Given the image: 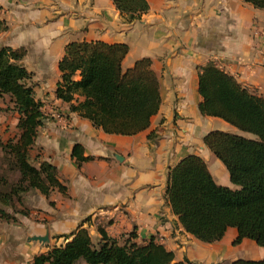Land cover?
<instances>
[{"label":"crops","instance_id":"1","mask_svg":"<svg viewBox=\"0 0 264 264\" xmlns=\"http://www.w3.org/2000/svg\"><path fill=\"white\" fill-rule=\"evenodd\" d=\"M146 1L147 12L127 24L111 0H0V21L7 26L0 34V49L25 51L21 64L33 74L29 84H34L36 100L53 101L50 112L62 117L61 121L45 117L31 153L38 150L39 161L55 167L66 187L65 195L53 192L49 199L38 193L44 198V228L26 218L18 225L0 227V264H28L48 247L63 244L60 236L69 235L85 219L83 228L93 241L98 239V227L111 238L134 232L138 243L153 238L178 263L264 259V249L253 241L234 244L233 228L214 244L196 240L181 227L167 195L169 170L188 155L206 163L217 185L219 178L224 179V167L203 139L212 131L236 130L220 119L200 115L198 69L213 63L264 97V45L254 36V28L264 25V10L242 0ZM82 41L125 44L123 71L137 61H150L160 105L146 130L133 136L105 134L55 99L64 48ZM14 116L16 128V112ZM76 145L92 161L77 166L71 158ZM46 234L48 243L30 240Z\"/></svg>","mask_w":264,"mask_h":264},{"label":"trees","instance_id":"2","mask_svg":"<svg viewBox=\"0 0 264 264\" xmlns=\"http://www.w3.org/2000/svg\"><path fill=\"white\" fill-rule=\"evenodd\" d=\"M111 1L127 24L139 21L148 10L146 0ZM242 1L264 10V0ZM6 30L0 21V34ZM127 52L125 44H67L58 63L55 99L105 134L133 136L146 130L159 109V84L148 59L123 71ZM24 56L23 49H0V100L7 98L18 116L16 135L0 139V221L5 223L17 222L7 208L29 216L24 208L29 193L37 192L46 199L53 192L66 194L56 168L31 156L45 116L34 84H29L33 74L21 65ZM198 93L201 116L220 119L236 130L234 134L212 131L203 139L235 189L217 185L206 163L188 155L169 170L167 195L172 213L187 234L204 244L219 242L233 228L237 231L234 244L248 239L264 249V97L213 63L198 69ZM71 158L79 167L92 161L83 156L78 145ZM87 221L69 235L60 236L63 244L48 247L28 264H183L175 262L173 254L153 238L138 243L134 232L111 238L98 227V239L93 241L83 228ZM230 264H264V259Z\"/></svg>","mask_w":264,"mask_h":264},{"label":"rangeland","instance_id":"3","mask_svg":"<svg viewBox=\"0 0 264 264\" xmlns=\"http://www.w3.org/2000/svg\"><path fill=\"white\" fill-rule=\"evenodd\" d=\"M3 106H5V108ZM42 106H45L47 109V112H45V115L49 121L55 120L51 118L52 114L60 115V112L58 113L50 112V111H54L53 108H55L53 101L48 100L47 102L46 100H44V103H42ZM10 108L11 106L8 105L7 100L6 101L3 100L0 102V139L1 140L4 139L2 141H6L7 139L13 138L17 132L16 128H14V124L16 122L17 117L14 116V112L10 110ZM43 113H44V109H43ZM3 118H5L4 121H3ZM3 125H5L4 129L2 128ZM37 151L35 153H37ZM35 153H31V156L32 157L38 156V155H35ZM223 170H224V179L219 178L218 180L220 183L219 185L227 186L228 188L230 187V189L234 190L235 187L230 183L226 170L225 169ZM18 207L19 206H17L16 209H18ZM24 208L29 211L28 217H23L20 214H14V211L8 208L5 209V211L9 215L16 217L17 222L16 223H5V222L0 221V227L4 226L5 224L6 225H9V224L18 225L20 219L26 218L30 220V222L35 224L36 226L38 227L43 226L44 228V198H42L37 192L29 193L25 196V207ZM0 209H2L1 206H0ZM78 264H84V263L79 262Z\"/></svg>","mask_w":264,"mask_h":264},{"label":"built area","instance_id":"4","mask_svg":"<svg viewBox=\"0 0 264 264\" xmlns=\"http://www.w3.org/2000/svg\"><path fill=\"white\" fill-rule=\"evenodd\" d=\"M254 36L260 41V44L264 45V25L263 26H256L254 28ZM44 116L46 117L45 114H44ZM51 118L55 119L56 121L62 120V117L58 114H52Z\"/></svg>","mask_w":264,"mask_h":264},{"label":"water","instance_id":"5","mask_svg":"<svg viewBox=\"0 0 264 264\" xmlns=\"http://www.w3.org/2000/svg\"><path fill=\"white\" fill-rule=\"evenodd\" d=\"M22 65V64H21ZM31 241H34V242H39V243H48L49 239H48V234H46L45 236L43 237H32L30 239Z\"/></svg>","mask_w":264,"mask_h":264}]
</instances>
